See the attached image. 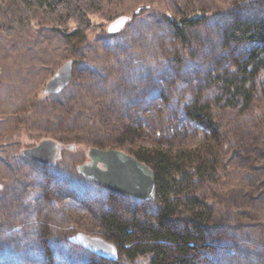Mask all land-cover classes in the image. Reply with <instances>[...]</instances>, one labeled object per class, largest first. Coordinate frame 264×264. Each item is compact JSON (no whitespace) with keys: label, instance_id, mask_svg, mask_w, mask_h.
<instances>
[{"label":"rangeland","instance_id":"rangeland-1","mask_svg":"<svg viewBox=\"0 0 264 264\" xmlns=\"http://www.w3.org/2000/svg\"><path fill=\"white\" fill-rule=\"evenodd\" d=\"M17 10L14 0H0V264H81L87 250L65 244L64 238L83 232L106 239L97 219L104 207L151 212L142 199L111 192L76 170L88 161L89 147L130 154L129 145L116 146L115 131L121 122L142 124L141 114L161 107V100H148L150 86L142 93L151 80L168 97L162 113L169 115L171 107L181 111L199 95L221 124L218 141L208 145L229 142L224 167L211 182L197 185V195L213 207L214 224L212 249L203 256L196 253L202 256L197 264H264L261 78L255 81L252 104L243 111L223 106L215 100V89L202 83L205 70L219 72L213 68L217 63L235 70L234 52L220 47L217 34L233 19H264V0H98L81 42L62 34L78 26L75 18L53 25L42 13L24 18ZM120 16H127V22L109 32V24ZM193 17L203 19L188 28L191 42L185 39L182 46L170 37L172 22ZM11 18L17 22L11 24ZM22 24L27 31L19 30ZM213 54L219 57L216 62ZM67 61L68 84L45 93L48 79ZM145 132L134 143H154L152 132ZM188 136L180 142L167 138V143L202 151L203 135ZM44 139L58 143L53 162L40 164L21 154Z\"/></svg>","mask_w":264,"mask_h":264},{"label":"trees","instance_id":"trees-1","mask_svg":"<svg viewBox=\"0 0 264 264\" xmlns=\"http://www.w3.org/2000/svg\"><path fill=\"white\" fill-rule=\"evenodd\" d=\"M14 1L17 11L20 9L16 15L24 18H30L35 12L42 13L50 17L53 25L67 23L70 17L75 18L78 26L67 27L62 34L66 39L77 42L86 38L88 15L98 3V0ZM10 12L15 15V11ZM201 19L193 17L172 22L170 37L176 38L184 46L186 43L183 40H188V28L199 25ZM10 20L11 24L17 22L15 18ZM228 27L223 29L227 32L221 30L217 34V43L220 47L224 45L227 53L230 50L234 52L232 60L236 62L235 70L227 69L229 63L228 66L217 63L213 68H219V72L211 74L209 69L205 70L202 83L215 89V100L221 101L223 106L239 107L243 111L253 102L258 78H261L263 86L260 92L264 96V19H233ZM27 28L25 24L19 25V30L27 31ZM190 42L188 40L187 43ZM182 58H179L178 65L182 63ZM218 58L213 54L214 62ZM191 81L190 77L187 82ZM145 85L142 93L146 95V88L150 86L148 100L154 97L161 100V107L150 108L147 114H141L142 124L125 125L121 122L114 137L117 147L129 145L128 153L154 172L155 197L151 201L140 200L146 206L150 205L152 210L132 206L125 209L118 205L104 207L102 213L97 214L98 224L105 238L115 244L116 256L105 259L85 251L87 258L81 264H194L193 261L197 264L212 249L209 240L214 226L211 223L213 207L197 195L196 189L201 182H211L218 170L224 167L229 142H224L220 147L208 145L211 141H218L221 124L209 103L199 99L201 96L191 98L181 111H173L171 107L168 115L161 112L162 108L168 106L162 102L168 99L161 92L162 89L152 80ZM145 131L152 132L154 143H134L133 139L145 135ZM193 133L203 135L202 151L174 148L167 143V138L180 142ZM64 242H69V238H64ZM196 253L202 256L197 257Z\"/></svg>","mask_w":264,"mask_h":264},{"label":"water","instance_id":"water-1","mask_svg":"<svg viewBox=\"0 0 264 264\" xmlns=\"http://www.w3.org/2000/svg\"><path fill=\"white\" fill-rule=\"evenodd\" d=\"M127 16L114 19L108 27L109 32L119 31L127 22ZM71 61H67L48 79L44 86L45 93H57L69 82ZM58 143L44 139L37 145L25 148L21 154L40 164H49L58 156ZM88 161L77 166L78 174L86 181L96 183L105 189L122 196L146 201L154 199L156 194L155 175L152 169L133 155L117 149L89 147ZM73 242L90 253L105 259H114V243L97 235L77 232L69 237Z\"/></svg>","mask_w":264,"mask_h":264},{"label":"bare ground","instance_id":"bare-ground-1","mask_svg":"<svg viewBox=\"0 0 264 264\" xmlns=\"http://www.w3.org/2000/svg\"><path fill=\"white\" fill-rule=\"evenodd\" d=\"M66 244V243H65Z\"/></svg>","mask_w":264,"mask_h":264}]
</instances>
